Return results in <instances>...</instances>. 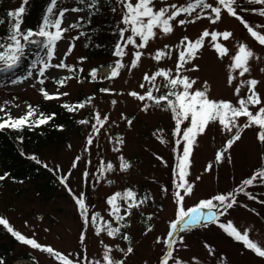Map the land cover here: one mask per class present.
<instances>
[{"label": "rangeland", "instance_id": "374dc122", "mask_svg": "<svg viewBox=\"0 0 264 264\" xmlns=\"http://www.w3.org/2000/svg\"><path fill=\"white\" fill-rule=\"evenodd\" d=\"M46 1L28 0L24 5L22 30L24 26L31 29L40 26ZM208 2L214 3V0ZM21 3L22 0H0V19L5 21L2 26H6V23L10 25L11 18L7 13L18 9ZM32 3L35 4L33 8ZM166 3L182 5L186 0H166ZM79 4V0H59L58 8L54 9V12L59 8H76ZM163 6L161 0H155L156 9ZM254 7L259 6L248 4L247 0H240L237 10L252 25H264V17L243 10ZM113 8L115 11L112 10ZM81 9L83 11L66 13V23L62 27H66L68 23L80 24V18L89 15L88 8ZM95 12H104L105 17L113 19L115 35L119 36L118 30L124 25L121 23L122 5L118 0H99ZM195 16L196 13L192 16L178 17V20L185 19L188 22L184 25L173 22L174 30L170 34L165 35L157 29L156 37L149 41L146 48L140 49L143 55L135 68H131V60L132 53L136 49L131 45L125 49L126 55L122 58L114 54L111 57L99 54L100 56L97 55L93 60L87 59L81 45L82 29L77 27L70 28L64 33V39L58 42L57 55L51 61L52 64H58L63 60L73 69L72 71L67 68H49L45 75L40 77L37 73L39 65L36 69L30 68L14 79L0 83V107L5 110L0 113L4 114L19 115L28 103L35 104L43 98L41 89L47 90L50 94H68L52 99L55 101L62 98L72 101L81 89L85 94H92L88 105L79 108L76 112L79 118L88 115L90 121L76 128L79 131L76 129L68 131L66 143L61 140L59 146L49 148L50 150L44 148L37 154L40 162L47 165L46 170L48 172L50 170L51 176L67 177V187L60 179H55L57 181L53 187H45L48 191L44 197L43 194L39 196L36 194L32 181L17 180L14 183L5 181L4 187L0 188V217L6 218L14 230L35 239L41 245L51 246L64 255L71 254L70 258L80 261L81 264L102 261L105 245H109L112 248V256L115 259H123L124 264H161L162 257L167 251L165 241L168 239L170 223L176 218L175 193L178 191L176 184L179 183L176 166L182 155L183 141L176 151L175 160L172 156L174 144L170 132L174 134L176 122L171 111L157 107L148 100L140 101L130 93L134 91L144 94L148 88L153 87L144 80L146 73L152 75L159 69H171L175 75L179 54L177 46L182 38L186 36L189 40L195 41L205 29H208L233 33L229 40L218 38L217 41L229 49V54L220 58L212 46L210 37L206 38L196 58L185 65L182 71L183 75L196 81L192 91L197 89L203 91L206 87L209 99L231 101L236 105L239 98L234 94L235 86L241 80L254 78L260 82L256 89L264 100V71H261L264 69V46L251 38L238 20L224 12L221 14V20L216 24L210 23L207 18L193 23L191 21ZM98 17L104 19L101 14ZM95 20L101 21L97 18ZM257 30L264 33V29ZM129 34L125 33V36ZM75 37L78 39H74ZM139 42L137 38V43ZM241 42L245 43L259 59L253 58L249 61L250 72L244 77H240L238 71L233 72L232 75L236 79L230 85L228 83L230 57L235 54ZM69 44H74V47L71 53L65 56ZM166 45L169 47L166 48ZM157 50L170 52V56L156 61L153 57ZM117 60H120L125 67L119 70L118 76L109 79ZM96 63L100 65L97 76L101 82L81 80L82 73ZM105 66H110L111 71L107 73ZM194 66H196L195 70ZM30 71L33 75L28 77ZM61 77H71L66 79L63 89H59L56 85ZM40 79L44 80L43 84L39 83ZM13 80L22 82L14 84ZM165 83L163 78L158 77L156 84L160 86L161 91L156 92L153 89V94L158 96L166 92L167 89L163 87ZM141 84H145V88L142 89ZM101 89L110 91L103 92ZM247 94V86H245L241 89V96ZM145 104L149 105L147 111L144 110ZM259 107H251L250 110L255 114ZM97 114L101 119L108 117L102 127L97 124ZM38 117L36 111L32 119ZM129 120L132 121L131 124L128 123ZM246 122V117L238 120L241 126ZM93 125L100 129L98 133L94 131ZM186 125L187 123L182 124L181 129ZM259 131L257 126L243 128L240 139L220 161L216 160V155L224 149L226 141L231 139L235 129L232 133H228L218 123H211L202 135L197 136L191 148L190 166L186 169V179L193 185V192L190 196H185V208L192 207L200 200L214 195L233 192L254 171L264 167V143L257 138ZM90 136L93 140L92 144H88ZM121 157L131 165L127 170H121L119 167ZM74 163L75 167H73ZM108 163L113 165V170L102 171ZM133 184L136 185L137 199L144 202L132 209L130 216L117 221L110 214L112 206L107 200L114 193L125 192ZM180 191L183 194V190ZM236 193L240 196L237 197L238 203L225 215L220 216L217 223H209L207 227L194 226L189 231L175 233L174 258L179 257L186 264H264V258L246 249L241 242H231L226 239L225 231L219 227V223L226 224L232 221L241 232L249 229L250 239L264 248V204L260 203L259 199H249L243 193ZM81 194L90 215L99 213L103 220L109 221L113 227L125 224L121 232L126 233L130 240L122 239L123 234H118L115 238L109 237L106 232L97 235L95 226L91 223L85 224L75 199ZM117 202L120 205V214L124 215L126 203L123 200ZM100 223L102 224L103 221ZM149 228L151 231H148ZM82 233L83 243H81ZM158 238L160 243H157ZM206 245L213 250L211 253ZM117 246L122 249L131 246L133 252L125 256ZM5 248L9 250L8 253L4 251ZM85 252L87 259L83 258ZM24 254L28 257L23 258ZM13 256H18V259L12 261ZM0 260L4 264H58L53 257L41 250L33 249L21 242H8L2 236H0ZM169 264H172V261H169Z\"/></svg>", "mask_w": 264, "mask_h": 264}, {"label": "snow or ice", "instance_id": "6c2138e0", "mask_svg": "<svg viewBox=\"0 0 264 264\" xmlns=\"http://www.w3.org/2000/svg\"><path fill=\"white\" fill-rule=\"evenodd\" d=\"M28 0H22L21 6L18 9L10 10L7 16L11 18L10 28L8 29V34L6 37H0V71H9L15 69L21 59L25 55L26 48L29 45H36L45 50V55L34 61L33 68L37 65L40 67L37 69V73L40 77L45 75V72L49 68H61V69H71V67L61 60L58 64H52V59L57 55L58 42L64 39V33H66L70 28L79 27V23H68L66 27H62L66 23V13L69 12H80L83 11L81 8H59L57 12L54 9L58 8L59 0H49V6L47 8V14L42 18V23L37 29H27L22 30L21 25L23 23V14L25 13V7ZM122 5V15L121 23L124 27L119 28L120 41L117 42L115 46L114 55L117 57H123L126 55L125 49L128 46H132L136 49L132 53L131 68H135L143 55L140 49L146 48L149 41L154 39L157 35L156 30L158 29L163 34L167 35L173 32V22H178L180 25H184L185 19H177L181 15L192 16L196 13V20L207 18L210 23L216 24L221 20L222 12L226 13L230 17H234L238 20L243 27L247 30L250 37L253 38L259 45L264 46V33L258 31L257 29H264V25H252L238 12V6L240 0H214V3L208 2V0H186L185 4L177 5L175 3H166V0H161L164 4L163 7L159 9L155 8V0H118ZM248 4L255 5L259 7L246 8L243 10L252 11L261 17H264V0H247ZM80 4H87V7L95 11L99 6V0H79ZM199 9V12L197 10ZM115 11V8L112 9ZM54 17V18H53ZM80 19H83L81 17ZM5 21L0 19V25L4 24ZM125 33H130L125 36ZM83 34V33H81ZM233 36L230 31H209L205 29L199 38L195 41L189 40L188 37H183L180 44L177 46L179 49L178 59L175 67V75H173L172 70L159 69L152 75L145 74L144 80L148 81L153 87L148 88L144 94H139L137 92H131L130 95L136 97L140 101H151L155 106H164L166 110H170L173 119L176 122V127L174 130V135L180 136L181 139L177 140V144L183 141L182 155L178 159L176 166V175L179 183L176 184L178 191L175 193V200L177 204L176 218L170 223V230L167 233L168 239L165 241L167 251L162 257L161 264H186L179 257L173 256V245L176 243L175 233L185 232L191 230L194 226L207 227L209 223H217L219 217L225 215L229 209L234 208L238 203L236 198V192L244 193L249 199H256L251 192H246V189L253 185L257 180L264 183V167L257 169L253 174L243 180L241 184L237 187L236 192H229L226 194H217L208 199L200 200L196 205L185 208L184 199L185 196H190L193 192V185L186 179L187 171L186 169L190 166V155L191 148L196 142V138L202 135L206 128L211 123H218L222 126V129L228 133H232L235 129V133L232 135L231 139L226 141L224 149L218 152L216 155V160L220 161L224 158V154L232 147V145L240 139L241 131L243 128H250L252 126H257L260 131L257 134V138L261 143H264V100H262L260 93L257 91L256 86L260 83L258 80L252 78L248 80H241L235 86L234 94L239 98L237 104L234 105L231 101H215L209 99L207 96V88L202 90L192 91L193 85L196 83L195 80L190 79L188 76L183 75L185 65L193 61L198 51L204 46L206 38L210 37L212 46L217 51L220 58H223L229 54V49L223 44L217 42L218 38H222L224 41L229 40ZM137 38H139V43H137ZM74 39H78L75 37ZM74 44H69L65 56L71 53ZM168 48L169 46H165ZM170 52H164L163 50H157L154 59L160 61L162 58L169 57ZM253 58L259 59L256 54L243 42L239 43L235 54L230 57L231 63L229 65V77L228 83L231 85L233 80L236 79L233 72L238 71L240 77H244L246 73L250 72L249 61ZM83 59V58H81ZM125 67V65L117 60L115 66L112 68L111 75L109 79L115 78L119 75V70ZM194 66V70H195ZM82 71V70H81ZM264 71V69H261ZM33 73L30 71L28 77H31ZM90 76L93 79L97 77V70L92 69ZM163 78L166 82L163 87L167 89L161 95H154L153 89L156 92H160L161 88L156 84L157 78ZM27 77H25L26 79ZM65 79H71L67 77ZM22 81L13 80L12 83H18ZM65 80H58L57 83L63 86ZM39 83L43 84L44 80L40 79ZM247 86V96H241V89ZM140 87L145 88V84H141ZM103 92L110 91L109 89H101ZM41 92L45 99H58L60 96H66L67 93H54L50 94L47 90L41 89ZM91 99V98H90ZM89 99V102H90ZM115 103V102H114ZM260 106L255 114L250 110L251 107ZM28 111L24 116L13 118L12 116L5 113L6 119L0 117V130L5 128L12 129H22L24 127H31L33 125H41L47 123L52 116H44L43 113L33 120L32 117L36 115V111L32 105H28ZM69 111H76L79 108H84V103H79L77 105L69 106L64 105ZM149 105H144V110L147 111ZM4 108L0 107V112H4ZM53 116L55 114H52ZM241 117H246L247 122L244 125H239L238 120ZM108 120L105 116L103 119L100 118L99 114L96 116L97 124L103 126L104 122ZM188 121V126L181 129V125ZM81 124H87V120H81ZM129 124L132 123L131 120L128 121ZM95 132H99L100 129L93 125ZM122 143V141H120ZM93 140L90 136L88 138V144H92ZM119 151V149H115ZM31 159H36V157H31ZM121 159L120 169L127 170L131 165ZM37 163L40 161L37 160ZM47 167V165H44ZM75 163L73 167H75ZM211 166H209L210 168ZM113 165L108 163L106 168L102 171H112ZM7 174L0 176V181L6 178ZM199 179V177L197 178ZM67 177L61 178V183L65 184L67 187ZM180 189L183 190L181 194ZM71 192V189L69 188ZM76 203L80 209L82 218L85 224L91 223L95 226V231L97 235L101 232H106L109 237L115 238L121 233L120 227H113L109 221H104L103 217L99 213L89 214L88 207L86 206L83 194L75 197ZM118 200H123L127 207L124 210V215H121L120 205ZM143 200H138L136 193L132 190H126L123 193H114L108 198L107 203L112 206L111 215L116 218L117 221L124 220L126 216H130L132 209L137 208L142 204ZM264 203V201H261ZM247 207V205H242ZM150 219V217H149ZM100 221H103L101 224ZM0 225L11 233L19 242L25 245L31 246L33 249H38L43 252L48 253L52 256L58 264H81L80 261L70 258V255H64L59 251L54 250L51 246H42L33 238H27L19 231L14 230V228L9 224L6 218L0 217ZM227 235L233 238L237 242H241L246 249L253 251L257 256L264 258V248L259 246L258 242L253 241L249 237V229H245L241 232L232 221L225 223H219ZM151 231V228L148 229ZM125 241L130 240V237L125 233L122 236ZM84 234H81V243H83ZM160 239H157V243H160ZM211 253L213 250L210 246L206 245ZM117 249L122 252L125 256L133 252V248L128 246L126 249ZM84 259H87L86 252L84 254ZM195 259V258H194ZM223 259V258H221ZM124 264L123 259H115L112 256V248L109 245L104 246V252L102 255V261L97 260L94 264ZM0 264H4L0 260ZM88 264H93L89 261Z\"/></svg>", "mask_w": 264, "mask_h": 264}, {"label": "trees", "instance_id": "16d2710c", "mask_svg": "<svg viewBox=\"0 0 264 264\" xmlns=\"http://www.w3.org/2000/svg\"><path fill=\"white\" fill-rule=\"evenodd\" d=\"M34 6L35 4L32 3V8ZM48 6L49 0L46 1V4L42 11L43 16L46 15ZM76 7L88 8L86 3L79 4ZM88 10L89 15L79 21V28L82 29L81 33H83L81 34V45L85 56L89 60H93L99 54L111 57L114 54L115 46L120 39V37L115 35L116 33L114 32L115 22L113 21V19L105 17L104 12H95L90 10L89 8ZM100 14L104 19L98 17ZM96 18L101 21H96ZM9 28L10 25L8 23H6V26L1 25L0 37H6ZM27 29L31 28L24 26L23 30ZM44 55V49L36 45H29L26 48L24 57L21 59L19 65L15 69L9 71H0V83L7 79H14L21 72H26L30 68H33L34 61ZM38 66L39 65H37L36 68ZM98 66L99 64L97 63L92 64L84 73H82L81 80L101 82L98 76L96 77V79H93L90 76L91 70L97 69ZM61 79L65 78L61 77L58 80ZM56 85L59 89H63L64 87V84L63 86H61L60 84L56 83ZM91 96L92 94H85L82 89L78 92L77 97L72 101H68L65 98H62L59 101H55L52 99H45L44 96H42L43 98H40V100L35 104L28 103V105H32L33 108L38 112L39 116L41 113H43L44 116H52V119H50L47 123L38 126L33 125L31 127H24L22 129L5 128L0 130V176H4L5 174H7L6 178L0 181V188L2 186L4 187V185L6 184L5 181L12 183L16 182L17 180L18 182L32 181L34 182V187L36 188V194L38 196L40 194H43L44 197V195L48 191L45 187H53L57 181L55 179L61 180L62 176H51L49 174L50 170L49 172L46 170L47 167L44 166L43 162L37 163V160L40 161V158L37 156V154L44 148L46 150H50L49 148L59 146L61 140L62 142L65 141L66 143L67 139L65 138L68 131H73L74 129L79 128L81 125V120H87L88 122L90 121L91 118L88 115H84L83 117L79 118L76 115L78 109L76 111H69L66 107H64V105L73 106L75 102L76 104L84 103L86 107L89 103V97L91 98ZM27 106L19 115H15L12 113H8V115L12 116L13 118L24 116L28 111ZM160 107H162V109H166L163 105ZM52 114L55 115L53 116ZM0 117L4 119L7 118L4 113H0ZM185 123H187V125L185 126L186 128L189 122L185 121L183 124ZM167 127L168 125L166 126V129ZM76 131L79 130L76 129ZM153 134L155 135V133ZM170 136L173 138L174 144V151L172 152V156L176 160V151L178 150V147L180 145L177 144V140L181 138L180 136L174 135L173 132H170ZM33 156L36 157L35 160L31 159V157ZM250 176H248L247 178H249ZM129 189L133 192L137 191L135 184L130 185V188H127L126 190ZM256 190L258 192H256ZM233 192H236V189ZM246 192H251L252 195L256 197V199L254 200L259 199L260 203L261 201H264V183H261L259 180H257L253 185L249 186L246 189ZM244 195L248 197L246 194ZM237 197H240L238 193H236V198ZM124 227L125 224L120 226L121 229H124ZM120 234L123 233L121 232ZM0 236L11 243L19 242L2 225H0ZM225 236V238L230 240L231 242H237L229 235H227L226 232ZM4 251L6 253L9 252L7 248H5ZM43 253L49 255L46 252ZM22 257L27 258L28 255L24 254ZM16 259H18V256L12 257V261Z\"/></svg>", "mask_w": 264, "mask_h": 264}, {"label": "bare ground", "instance_id": "6f19581e", "mask_svg": "<svg viewBox=\"0 0 264 264\" xmlns=\"http://www.w3.org/2000/svg\"><path fill=\"white\" fill-rule=\"evenodd\" d=\"M106 72H110L111 71V67L110 66H105Z\"/></svg>", "mask_w": 264, "mask_h": 264}]
</instances>
